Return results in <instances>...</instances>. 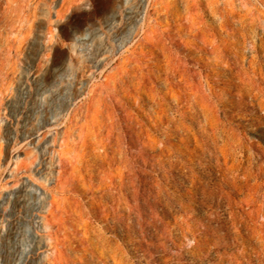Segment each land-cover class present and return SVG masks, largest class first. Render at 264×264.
I'll return each instance as SVG.
<instances>
[{
  "label": "rangeland",
  "instance_id": "1",
  "mask_svg": "<svg viewBox=\"0 0 264 264\" xmlns=\"http://www.w3.org/2000/svg\"><path fill=\"white\" fill-rule=\"evenodd\" d=\"M208 110L262 162L264 0H0V264H264V171L195 148Z\"/></svg>",
  "mask_w": 264,
  "mask_h": 264
},
{
  "label": "bare ground",
  "instance_id": "2",
  "mask_svg": "<svg viewBox=\"0 0 264 264\" xmlns=\"http://www.w3.org/2000/svg\"><path fill=\"white\" fill-rule=\"evenodd\" d=\"M213 43V42H212ZM214 48V47H213ZM218 49V48H216ZM210 50V49H209ZM207 52V51H206ZM212 53V52H210ZM206 54V53H205ZM239 54V53H238ZM241 54V53H240ZM219 56V55H218ZM240 57V56H239ZM242 58V57H241ZM206 61H209L207 58ZM219 61V60H218ZM230 63V62H229ZM217 64V63H216ZM233 64V63H232ZM230 67V66H229ZM233 67V66H232ZM239 67H241L239 65ZM230 70V69H229ZM212 75V73H211ZM217 75V74H216ZM218 76V75H217ZM211 77V76H210ZM212 78V77H211ZM216 78V77H215ZM208 79V78H207ZM217 80V79H216ZM208 82V81H207ZM256 83V82H255ZM254 83V84H255ZM259 83V82H257ZM210 84V83H209ZM261 85V84H260ZM261 87V86H260ZM259 87V88H260ZM184 91V90H183ZM186 92V91H185ZM217 93V92H216ZM210 95V94H209ZM185 96V95H184ZM189 100V99H188ZM189 102V101H188ZM140 103V102H139ZM164 104V103H163ZM188 105V104H187ZM182 106V105H181ZM153 108V107H152ZM149 109V108H148ZM183 110V109H182ZM151 111V110H150ZM149 111V113H150ZM155 111V110H154ZM169 110H164L163 112L167 114V118L164 119V117L160 114L157 113V117L153 119L149 113L143 112V115L146 118H149L150 125L151 127L155 130L159 126H164L166 128V133L169 135L170 138L174 137L177 135V130H181L182 128L177 125V119L174 117H169ZM172 112V111H171ZM186 112V111H185ZM193 112H195L193 110ZM162 113V114H164ZM175 113V112H174ZM184 113V112H183ZM199 113V112H198ZM152 114V112H151ZM164 114V115H165ZM180 114V112H179ZM196 114V113H195ZM140 115V114H139ZM189 115V114H188ZM206 115V120L204 122H200V127H198L196 132L191 133L193 140H194V145L196 146L195 148L200 149L201 151H205L204 153H209V154H214L217 155L218 157L223 159V166H225V169L237 173H240L239 175H246L248 176L250 173L255 171V168L257 167L259 169V173H262L264 171V152L263 156L259 157L262 162L260 163H255L254 165V158L252 157L253 155L249 151H242L241 143L240 140L234 136L233 132L231 131V128L228 127L230 119H226L225 121H219L217 120L212 112L210 110L207 111ZM155 116V115H154ZM183 116V115H182ZM187 116V115H186ZM230 116V115H229ZM142 117V116H141ZM137 118V117H136ZM145 118V119H146ZM188 118V117H187ZM196 118V117H195ZM204 118V117H203ZM226 118V117H225ZM137 120V119H136ZM195 122V121H194ZM179 123V122H178ZM198 123V122H197ZM136 124V123H135ZM181 124V123H180ZM131 125V124H130ZM182 125V124H181ZM185 125V124H184ZM231 125V124H230ZM146 126V125H145ZM138 127V126H137ZM150 129V128H149ZM161 129V128H160ZM133 130V128H132ZM152 130V129H151ZM157 130V129H156ZM155 130V131H156ZM186 130V129H185ZM141 131V129H140ZM149 134V133H148ZM159 134V133H158ZM186 134V133H185ZM140 137V135H139ZM148 137V136H147ZM166 137V136H165ZM183 137V136H181ZM154 138V137H153ZM151 138V139H153ZM175 138V137H174ZM189 138V137H187ZM168 139V136H167ZM166 139V140H167ZM148 140V139H146ZM164 140V139H163ZM181 140V139H180ZM253 140V139H251ZM183 143V140H181ZM250 141V140H249ZM138 142V140H137ZM150 142V141H149ZM180 142V141H179ZM140 143V142H138ZM142 143V141H141ZM160 143V142H159ZM174 143V142H173ZM155 144V143H154ZM178 144V143H177ZM144 145V144H143ZM145 146V145H144ZM142 146V148L144 147ZM154 146V145H153ZM176 146V144H175ZM155 147V146H154ZM159 152L155 155H153V158L157 165L159 167H162L163 170L165 171L164 174L166 177H168L169 173L173 171H183V166L184 163H180L179 161H174L173 157H171L172 154V148L167 145L166 142H162L159 146ZM147 148V147H146ZM182 149L181 144H178V147L176 149L181 151V153H184L187 155L188 158L193 159L196 158L197 156L201 159L204 158L203 152L200 154L192 152L190 148L184 146ZM193 148V147H192ZM141 149V147H140ZM203 153V154H202ZM205 155V154H204ZM104 156V155H103ZM184 157V156H183ZM209 157V156H208ZM101 158V157H100ZM123 158V157H122ZM152 158V159H153ZM213 158V157H212ZM218 159V158H217ZM124 160V159H123ZM189 160V159H188ZM198 160V159H197ZM211 160V159H210ZM121 161V160H120ZM192 161V160H191ZM208 161V160H207ZM220 161V160H219ZM218 161V162H219ZM119 162V161H118ZM126 162V161H125ZM153 162V160H152ZM182 162V161H181ZM200 163V162H198ZM202 163V162H201ZM216 163V162H215ZM102 164V163H101ZM105 164V163H104ZM126 164V163H125ZM203 164V163H202ZM193 165V164H192ZM103 166V165H102ZM122 168V167H120ZM157 168V167H156ZM190 168V167H189ZM197 168V167H196ZM204 168V165H203ZM119 169V168H118ZM158 169V168H157ZM187 169V168H186ZM224 169V170H225ZM159 170V169H158ZM120 171V170H119ZM186 171V170H185ZM218 171V170H217ZM220 171V170H219ZM123 173V172H121ZM188 173V172H187ZM221 173V172H220ZM144 174V173H143ZM181 174V173H180ZM190 174V173H188ZM193 174V173H191ZM204 174V173H202ZM201 174V175H202ZM223 174V173H222ZM225 174V173H224ZM223 174V175H224ZM227 174V173H226ZM229 174V173H228ZM231 174H233L231 172ZM215 175V174H213ZM212 175V176H213ZM123 176V175H122ZM172 176V175H171ZM194 176V175H193ZM238 176V175H237ZM183 177V176H182ZM228 177V176H227ZM151 178V177H150ZM196 178V177H195ZM155 179V177H154ZM170 179V178H169ZM182 179V178H181ZM186 181L188 182V186L190 187L189 190H193L194 186L196 185L195 179L191 177V175L185 176ZM197 179V178H196ZM235 179V178H234ZM121 180V179H120ZM222 180V179H221ZM229 180V179H228ZM157 181V180H156ZM165 181V180H164ZM170 181V180H169ZM166 182V181H165ZM175 182V181H174ZM202 182V181H201ZM220 182V181H219ZM223 182V181H222ZM120 183V182H119ZM224 183V182H223ZM228 183V182H227ZM256 183V182H255ZM167 184V183H166ZM187 184V183H186ZM201 184V183H199ZM204 184V183H203ZM221 184V182H220ZM262 184V182H261ZM120 185V184H119ZM170 185V184H169ZM225 185V184H224ZM257 185V184H256ZM259 185V184H258ZM117 186V185H115ZM155 186L158 188L156 190L157 192L154 193V196L158 199V201H162L165 198V195L169 193V187L166 188V185L162 184L161 182L157 181L155 182ZM177 188L182 186V184L177 183L175 184ZM201 186V185H200ZM219 186V185H218ZM221 186V185H220ZM261 186V185H260ZM122 187V186H121ZM204 187V185H203ZM213 187V185H212ZM209 188V187H208ZM218 188V187H217ZM125 189V188H124ZM156 189V188H155ZM203 189V188H202ZM213 189V188H212ZM182 190V189H181ZM218 190V189H217ZM225 190V189H224ZM123 191V190H121ZM184 191V189H183ZM187 191V190H186ZM200 191V190H199ZM210 191V190H209ZM208 191V192H209ZM151 193V191H150ZM123 194V193H122ZM229 195V194H228ZM154 199V198H153Z\"/></svg>",
  "mask_w": 264,
  "mask_h": 264
}]
</instances>
